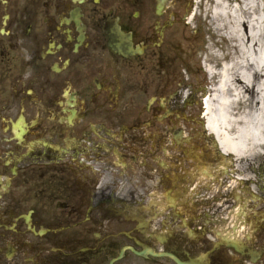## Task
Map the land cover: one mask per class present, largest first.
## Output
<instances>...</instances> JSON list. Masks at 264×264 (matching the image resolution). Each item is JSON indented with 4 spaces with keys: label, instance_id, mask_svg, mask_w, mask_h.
<instances>
[{
    "label": "flooded vegetation",
    "instance_id": "flooded-vegetation-1",
    "mask_svg": "<svg viewBox=\"0 0 264 264\" xmlns=\"http://www.w3.org/2000/svg\"><path fill=\"white\" fill-rule=\"evenodd\" d=\"M158 6L0 0V264H264V208L239 203L232 188L213 208L225 182L214 175L193 184L191 200L172 181L184 152L172 140L190 138L191 108L175 77L155 74L176 2ZM108 22L130 35L133 55L109 48ZM171 94L168 104L144 101ZM111 146L124 162L116 169L87 159ZM208 208L253 221L246 245L211 244Z\"/></svg>",
    "mask_w": 264,
    "mask_h": 264
},
{
    "label": "bare ground",
    "instance_id": "bare-ground-1",
    "mask_svg": "<svg viewBox=\"0 0 264 264\" xmlns=\"http://www.w3.org/2000/svg\"><path fill=\"white\" fill-rule=\"evenodd\" d=\"M195 4L191 18L205 13L203 32L211 34L204 60L212 82L204 103L208 130L225 152L248 157L264 148V0Z\"/></svg>",
    "mask_w": 264,
    "mask_h": 264
},
{
    "label": "rangeland",
    "instance_id": "rangeland-1",
    "mask_svg": "<svg viewBox=\"0 0 264 264\" xmlns=\"http://www.w3.org/2000/svg\"><path fill=\"white\" fill-rule=\"evenodd\" d=\"M201 12H202V9L200 8L198 10V13L201 14ZM196 24L199 27L197 29H194L195 26H193V32L195 31V32H197V34H195V35H192L193 33L191 34V37L193 38V40L190 42L192 44V47L194 48L195 53H191V52L188 53L187 60H189L191 58L193 59V61L195 63V66L191 67L193 72L204 79V77L202 76V75H204V72H202V71L200 72V71H196V70L200 66V64H198V60H200V58L202 56L200 51H202L204 49L202 47V46H204V38L208 39L207 34L210 33V32H208V33L204 34V32H203V25L208 27V24H209V20H206L205 13H203V16H201V18H198V21L196 20ZM185 29H186V27H185ZM185 31H186V33H188L187 29ZM188 34H190V33H188ZM197 55H198V58H197Z\"/></svg>",
    "mask_w": 264,
    "mask_h": 264
}]
</instances>
